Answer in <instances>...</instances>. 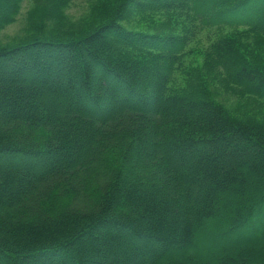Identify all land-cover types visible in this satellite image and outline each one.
<instances>
[{"label":"trees","instance_id":"1","mask_svg":"<svg viewBox=\"0 0 264 264\" xmlns=\"http://www.w3.org/2000/svg\"><path fill=\"white\" fill-rule=\"evenodd\" d=\"M77 2L0 0V264H264V0Z\"/></svg>","mask_w":264,"mask_h":264},{"label":"rangeland","instance_id":"2","mask_svg":"<svg viewBox=\"0 0 264 264\" xmlns=\"http://www.w3.org/2000/svg\"><path fill=\"white\" fill-rule=\"evenodd\" d=\"M31 5V4H30ZM29 3L24 6L22 10V14L18 18V20L9 25L4 31L0 33V40H5L7 38H10V36H13L21 30H23L24 26L26 25L27 22V11L30 7ZM88 5V0H78V2L73 5V7L70 9V11L75 14L76 16L80 15V13L85 9V7ZM205 40V38H204ZM197 60H200L199 57L196 58ZM242 100V99H236L234 97H230V105L236 107L237 103Z\"/></svg>","mask_w":264,"mask_h":264}]
</instances>
